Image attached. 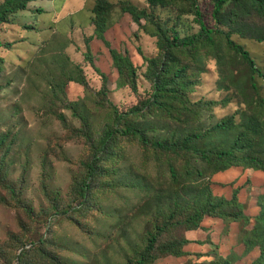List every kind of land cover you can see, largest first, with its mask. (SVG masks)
Returning a JSON list of instances; mask_svg holds the SVG:
<instances>
[{
	"label": "rangeland",
	"instance_id": "obj_1",
	"mask_svg": "<svg viewBox=\"0 0 264 264\" xmlns=\"http://www.w3.org/2000/svg\"><path fill=\"white\" fill-rule=\"evenodd\" d=\"M118 1L112 0L117 6L107 40L123 54L128 50L137 68L136 91L128 73L120 77L112 65L108 47L91 42L87 0L39 1L40 6L20 11L0 27V264H134L146 244L147 229L193 214L196 186L206 191L205 183L215 196L228 199L239 188L245 213H259L264 173L236 167L209 175L208 166L193 153L176 154L178 147L167 152L152 143L162 139L178 145L184 134L199 133L203 138L194 146L227 147L234 140L231 134L211 130L232 117L240 124L257 116L264 129V106L254 104L264 99V17L246 1L225 14L218 26L251 53L260 73L253 74L224 34H217L214 43L202 41L174 52L177 65L187 69L182 103L172 100L166 108L171 115L158 105L135 114L133 108L154 94L143 56L156 58L160 50L153 26L142 20L139 31ZM132 1L145 6L144 0ZM153 20L169 36L177 32L183 39L200 33L190 0L155 9ZM89 41L93 61L105 77L85 59ZM114 107L125 115L120 122ZM129 125L141 127L149 142L117 136L88 178L86 163L105 133ZM193 169L204 173L191 174ZM86 182L90 189L83 198ZM173 190L184 194L178 208L169 205L170 199L168 203ZM224 228L221 219L205 217L189 238L198 243L205 238L204 246L192 248L210 253L180 257L162 254L185 232L184 226L170 225L149 252L160 254L150 263L198 264L234 250L229 256L233 264L255 259L258 252L243 254L241 228L229 235ZM210 239L218 253L213 254Z\"/></svg>",
	"mask_w": 264,
	"mask_h": 264
},
{
	"label": "trees",
	"instance_id": "obj_2",
	"mask_svg": "<svg viewBox=\"0 0 264 264\" xmlns=\"http://www.w3.org/2000/svg\"><path fill=\"white\" fill-rule=\"evenodd\" d=\"M39 1L50 0H5V2L0 4V27L3 24H8L9 20L18 15L20 11L30 9L34 4L37 5V2ZM144 1L145 6H141L132 0L118 1V5L120 4V10L122 13L131 17L132 22L138 26V30L143 28L142 20H145L153 26V36L157 37L158 48L160 50V55L158 57L148 59L144 57L140 52L141 50L137 48V51L143 56L144 61L149 64L146 77L153 85L154 94L152 95V98L148 99L142 107L135 106L133 108L131 113L135 114L140 111H144V109H151L153 106L158 105L161 110L171 115V112L166 110L169 101L179 100L180 103H182L181 91L182 87L186 86L183 79L187 67L184 65H177L179 60H177V56L174 53L176 50L184 47H192L196 45V43H200L202 41L214 43L215 35L224 34L218 28V26L222 23L224 15L231 11L234 12V10L241 7L246 1L251 2L253 8L264 17V0H190L193 12L196 16V21L200 27V33L191 37L180 39L177 32H173L172 36L167 35V32H164L162 26L156 24L153 20V11L155 9L159 7H170L173 5L175 0ZM115 6H117V4L113 3L112 0H95L94 7L92 9L94 34L91 36V41L96 37L108 47L109 54L112 59V65L117 70L120 77L124 76L126 72L128 73L131 78V86L133 90L136 91L137 68L133 63L128 50L125 51V54L119 52L111 47L110 42L105 37L107 31H109L113 26V23L110 25V21ZM149 8L150 11L148 10ZM37 12L44 13V10L38 9ZM206 12H208V23L206 22ZM213 22L215 26H213ZM138 30L135 33V36L139 35ZM224 36L226 37L227 43L231 49H234L241 54L245 61L249 64L252 73H260V70L256 68V62L251 53L242 45L234 42L229 33L224 34ZM261 41L264 40L261 39ZM89 44L90 41L88 43L89 48L85 55V59L96 72H99L103 77H105V74L100 71L93 61V53ZM0 46H2L1 43ZM9 46L10 44L6 45V47ZM2 61L3 59L0 57V63H2ZM252 86L254 90L257 89L256 83H253ZM254 104L258 107H260V105L264 106V99H257ZM114 109L116 120L117 122H120L125 115L120 113L118 108L114 107ZM179 111H181V108L177 111V113ZM255 112L257 111H254V113ZM127 114L128 112L126 115ZM148 114L151 115L150 112H148ZM260 120L261 119H258L257 116H253L248 119V122L240 124L235 123L233 117L218 122L211 131L218 134L222 133L224 135L231 134L230 136H232V140H234L230 145H227V147L206 148L205 146L201 148L198 146V143L197 146H194L197 140L203 138V135L199 133L184 134L183 140L178 145L162 139L154 141L152 145L158 149L166 150L167 152L178 147L180 150H176V154H181L180 151L193 153L196 158L201 159L206 167L208 166L209 175L224 173L236 167H242L245 170L264 173V141H262L264 137V129L262 128L263 122L261 127H259ZM117 136H134L144 144L149 142L146 138L147 136L145 132L139 126L129 125L124 129H119L115 126L113 129H110L105 133L104 138L97 146V150L93 153L92 158L88 163H86L88 178L94 175L99 162L102 161L101 154L104 151H107L109 142L113 141L112 139L117 138ZM256 146H259V150H262L263 152L257 151L255 149ZM170 171L172 177L175 178L174 174L176 170L173 166H171ZM195 171L199 175L204 173L202 170L193 169L191 174H194ZM206 184L207 183L204 185V189L206 191L203 189L197 190V187L199 186H196V191L199 194V197L197 196L195 198L196 208L193 210V214H190V216L182 221L167 222L161 226L156 225L153 229H147L146 244L134 264H151L150 261L156 259L157 256H160V254L149 256V252L153 250L156 245H158L159 236L162 235L163 231L170 225L184 226L185 232L182 238L163 248L162 254L174 256L185 255L187 252L184 250V247L191 242V239L187 236V232L201 228V224L205 217L221 219L223 223H225V232L230 230L231 224L236 223L238 227L241 228L242 232V237L239 240V243L241 248H243V254L258 252L255 259L248 264H264V195L259 196L257 199L259 213L255 215L252 213L247 215L245 213V206H243L244 204L241 203L239 199V188L234 191L232 198L228 199L223 196H215ZM89 189L90 185L86 182L81 188V196L83 198L87 197ZM183 196L184 194L181 191L173 190L172 195H169L168 197V203L170 199L169 205L178 208L179 200L184 199ZM214 247H216V249H214ZM217 248V246H213V254L218 253ZM233 252H235V250L228 256H223L219 253L220 255L216 259L210 261L205 260L198 264H233L229 258ZM197 255L202 256L205 254L197 253Z\"/></svg>",
	"mask_w": 264,
	"mask_h": 264
},
{
	"label": "crops",
	"instance_id": "obj_3",
	"mask_svg": "<svg viewBox=\"0 0 264 264\" xmlns=\"http://www.w3.org/2000/svg\"><path fill=\"white\" fill-rule=\"evenodd\" d=\"M87 9H88V11H89V13H90V16H89V18H88V23L89 24H91V29H92V34H91V36L94 34V26H93V24H92V17H93V14H92V9H93V7H94V4H95V0H87ZM38 5V4H37ZM34 7H36V4H34L33 5ZM32 6V7H33ZM38 6H40V5H38ZM125 17H129V19H130V21H132V19H131V17L128 15H126ZM91 20V21H90ZM88 24V25H89ZM135 24V23H134ZM105 37H106V39H108V31H107V33L105 34ZM94 41H99L96 37L91 41L92 43L94 42ZM238 228V225L236 224V223H233V224H231V227H230V230L226 233V235H229V234H232V233H234V231H235V228ZM192 233V231L191 232H188L187 233V236L189 237L190 235L189 234H191ZM235 234V233H234ZM205 238L202 240V242H190L189 244H187L186 246H185V248H184V250L187 252L185 255H182V256H188V255H190V252H198V253H202V254H208V253H210V252H208L207 250H203V249H200V250H194L193 248H192V246H195V244H199L200 246H204V244L206 243L205 242ZM209 242L211 243L209 246H211V250L213 251V244H212V242L213 241H211V239L209 240ZM229 243V242H228ZM206 249H207V247H206ZM217 250H219V247L217 248ZM182 256H180V257H182Z\"/></svg>",
	"mask_w": 264,
	"mask_h": 264
}]
</instances>
